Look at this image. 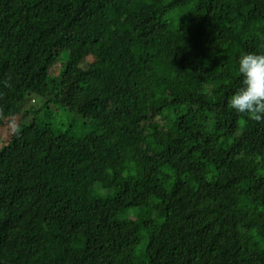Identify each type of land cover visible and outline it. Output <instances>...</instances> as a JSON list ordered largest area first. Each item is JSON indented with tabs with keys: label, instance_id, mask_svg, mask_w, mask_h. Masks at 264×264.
Here are the masks:
<instances>
[{
	"label": "trees",
	"instance_id": "obj_1",
	"mask_svg": "<svg viewBox=\"0 0 264 264\" xmlns=\"http://www.w3.org/2000/svg\"><path fill=\"white\" fill-rule=\"evenodd\" d=\"M250 52L264 0H0V264H264Z\"/></svg>",
	"mask_w": 264,
	"mask_h": 264
},
{
	"label": "clouds",
	"instance_id": "obj_2",
	"mask_svg": "<svg viewBox=\"0 0 264 264\" xmlns=\"http://www.w3.org/2000/svg\"><path fill=\"white\" fill-rule=\"evenodd\" d=\"M238 73L241 86L229 98V108L257 123H264V54L255 52L240 56Z\"/></svg>",
	"mask_w": 264,
	"mask_h": 264
},
{
	"label": "rangeland",
	"instance_id": "obj_3",
	"mask_svg": "<svg viewBox=\"0 0 264 264\" xmlns=\"http://www.w3.org/2000/svg\"><path fill=\"white\" fill-rule=\"evenodd\" d=\"M67 59H68V54H65V55H63L62 56V58L59 60L60 61V64L59 65H57L56 64V66H55V68L57 69V73H55L54 72V74H59L61 71H62V64L65 62V61H67ZM52 71H53V68H52ZM43 104H44V100H43V98H38V102L36 103V104H33V103H31V100H30V98H27V100L25 101V108H32V109H39V108H41V106H43ZM74 111V110H73ZM33 117V116H32ZM32 117H30L29 118V116H27V117H25V118H29V119H24L23 118V120H21V121H27V122H30V120H31V118ZM61 117H63L64 119H66V114H64V115H62L61 114ZM75 118H77L78 120H81V117L80 116H78V115H74V117H73V120L75 119ZM77 124H79V123H77ZM77 124H75V126L77 125ZM15 126H17V124L15 125ZM58 126H60L61 128H64L65 127V125H58ZM78 126V125H77ZM80 126V125H79ZM9 126L8 125H6V126H4V127H2L1 129H0V148L4 145V143L6 142V139H7V137H8V133L10 134V133H12L14 130H15V128L16 127H14V129L12 130V131H10V128H8ZM138 212V210H135V211H132L131 212V215H133V216H135L136 215V213Z\"/></svg>",
	"mask_w": 264,
	"mask_h": 264
}]
</instances>
